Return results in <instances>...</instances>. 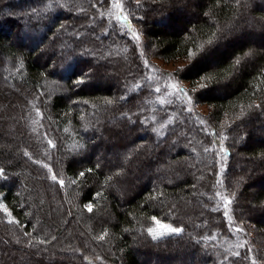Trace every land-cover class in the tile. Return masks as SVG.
<instances>
[{
    "label": "trees",
    "instance_id": "obj_1",
    "mask_svg": "<svg viewBox=\"0 0 264 264\" xmlns=\"http://www.w3.org/2000/svg\"><path fill=\"white\" fill-rule=\"evenodd\" d=\"M137 1L142 54L108 24L110 0H0V264L264 262V0ZM124 61V81L98 71ZM175 76L191 104L167 97ZM152 216L184 231L153 240Z\"/></svg>",
    "mask_w": 264,
    "mask_h": 264
},
{
    "label": "rangeland",
    "instance_id": "obj_2",
    "mask_svg": "<svg viewBox=\"0 0 264 264\" xmlns=\"http://www.w3.org/2000/svg\"><path fill=\"white\" fill-rule=\"evenodd\" d=\"M114 2H115V0H110V6H108V4H107V6H108V8H107V19H108V24L111 26V27H113V28H115L116 30H118L121 34H125V36L126 37H129V38H131V39H133L134 41H132L133 43H131V45H136V47H137V49H138V53L139 54H142V48H143V46H144V44H143V42H145L146 41V39L143 37V32H142V29H141V26H140V23H139V19L137 18V16L135 17L133 14H131V13H129V9L131 10V8H132V6L133 5H138V2L139 1H137V0H119V3L122 5V9H117V8H115L114 6H113V4H114ZM121 11H122V15H121ZM126 13H127V15L131 18V20H132V25H130V24H126L125 22H124V16H126ZM117 17H119V21H118V19H117ZM129 26H131V29H132V31L130 32L129 31ZM128 27V28H127ZM108 29H110V28H107L106 30H108ZM111 30V29H110ZM133 32L136 34V35H138L139 37H140V39L137 41V40H135L134 39V37H133ZM35 36V35H34ZM32 40H31V42H30V44H34L37 40H35V39H37V36H35V38L33 37V38H31ZM15 40H16V38H15ZM35 40V41H34ZM60 43V42H59ZM62 44V45H61ZM130 45V46H131ZM66 46V44L65 43H63V42H61L60 43V45H59V47H58V49L55 51V52H52V54H55L56 52H59V51H61V50H63L64 49V47ZM85 48H87V47H85ZM47 51H49V47L47 48ZM45 52V51H44ZM56 54H58V53H56ZM55 54V55H56ZM44 56V58H45V55H43V53L41 54V56L38 58V62H43L44 61V59L42 58ZM85 62H88L87 60H85ZM150 64L151 65H153L160 73H166V72H171V73H176V71L177 70H182L183 68H184V66L186 65V62H183V61H179V62H175V63H172V64H165V63H163V61H161V60H157V59H150ZM125 63V64H124ZM124 63L123 64H120V65H118V66H109L110 68L111 67H113V69L111 70L110 68H108V66H106L105 68L104 67H101V68H99L98 69V71H100V73H101V75H104V74H106L109 78H110V80H111V82L113 83V84H115V82H114V79H115V77H117V78H119L120 80H122V81H124L123 80V75H125V66L126 65H128V64H130L129 62L127 63V61L125 62L124 61ZM88 65H89V71H93V70H95L96 68H98V67H100L101 65L100 64H98L97 62H90L89 61V63H88ZM96 67V68H95ZM87 68V69H88ZM92 68V69H91ZM104 71V72H103ZM106 82V81H105ZM0 84L2 85V81H1V79H0ZM172 84H176L177 85V88H179V89H185V90H191L192 91V88L190 87V85L187 83V82H185V81H183V80H181V79H178L176 76H175V80L174 81H169V82H167V81H165L164 82V84L163 85H161L162 87H164V89L165 88H168V89H166L169 93H167V97H171V99H176V98H179V99H181V97L183 98L184 97V95H183V93H181V92H178V91H174L172 88H171V85ZM105 85V84H104ZM108 87V86H107ZM131 87V86H130ZM106 88V87H105ZM182 100V99H181ZM0 102H5V101H3V100H0ZM189 109H191V111L193 112V113H197V114H199L201 117H203L204 119L208 116V114H209V109L206 107V106H203V105H200L199 103H196L195 101H194V103L191 105V106H189L188 107ZM21 109V106L20 105H16V107H15V111H14V113H17L19 110ZM17 111V112H16ZM129 125V124H128ZM113 126V125H112ZM111 126V127H112ZM113 128H116V129H120V131H125V128L124 127H113ZM101 144H100V146L98 147V146H96L95 147V150L99 153V154H103L102 156H104L105 154H106V152H112V151H114L113 153H110L109 154V156H111V158H112V156H115V148H112V147H110L111 146V142H108V141H106V140H104L103 142H100ZM216 148L217 147H215L214 146V149H215V151H216ZM109 162V161H108ZM217 163H219V159L217 158ZM220 164V163H219ZM240 171V170H239ZM245 173H242V171L240 172V174H239V176L240 177H242V178H244L245 176ZM247 177V176H246ZM245 177V178H246ZM131 190V185H129V188L128 189H126V192L124 193V195L125 196H130V191ZM251 195H254V192H252L251 191ZM255 238V237H254ZM257 240L259 241V242H261V240H260V238L258 237L257 238ZM257 240H256V242H257ZM257 244H258V242H257ZM62 250V249H61ZM187 249H185V250H183V253L185 252V253H187ZM45 254H46V252H45ZM170 253H168V254H166V256L168 257V256H170V257H168V258H165V260L164 261H162L164 264H177L178 263V258H179V256L177 255L176 256V258L174 257V256H171V255H169ZM46 256H47V258H45V262H44V264H55V260H57V261H66L67 262V260H66V258L64 259V257H60V256H56L55 257V260H54V256L52 255V254H46ZM26 259H28V257H24V256H22V257H20V258H16V261L18 260H20L19 262H22L23 264H35V263H33L30 259H28V260H26ZM70 259H72V260H75L74 258H70Z\"/></svg>",
    "mask_w": 264,
    "mask_h": 264
},
{
    "label": "snow or ice",
    "instance_id": "obj_3",
    "mask_svg": "<svg viewBox=\"0 0 264 264\" xmlns=\"http://www.w3.org/2000/svg\"><path fill=\"white\" fill-rule=\"evenodd\" d=\"M102 6H106V4H102ZM113 6H114L115 8H117V9H122V5L119 3V0H115ZM121 15H122V11H121ZM118 19H119V17H118ZM124 22L127 24V17H124ZM129 31H130V32L132 31L131 26H129ZM133 37H134V39L137 40V41L140 39V37H139L138 35H136L134 32H133ZM212 43H213L212 40H209V41H208V44H209V45H211ZM200 49H201V51H203V50H204V45H201V46H200ZM190 55L195 56L196 53L193 52V53H190ZM239 63H240V62L237 61V64H239ZM145 67H147L146 64H145ZM149 79H150V78H149ZM79 82L82 83V81H79ZM206 86H207V85H205V84L200 85L201 88H204V87H206ZM171 88H172L174 91H178V92L183 93L184 96L187 97V93H184V90H183V89H179V88H177V85H176V84H172V85H171ZM155 91H156L157 93H159V92H160V89H159V88H156ZM187 99H188V103L191 104V103H192L191 98H190V97H187ZM108 103H111V101H108ZM256 107L259 108V107H261V105H256ZM189 111H191V109H189ZM221 138H223V137H222V134H221ZM51 143H52V142L49 141V144H51ZM52 146L55 147L54 144H53ZM221 152H222L223 154L226 155V150L223 148V145H221ZM44 167L47 168L49 172H52V169H51L47 164H45ZM79 174H80L81 176L84 175L83 172H81V173H79ZM51 179H52L53 181H57V174H53L52 177H51ZM58 183H59L60 186H63L64 183H65V181H64L63 179H61V180L58 181ZM216 195H217L218 197H220V199L224 202L225 208H227V206L230 205V204L232 203V201H231L227 196H224V195H222V194L219 193V192L216 193ZM0 200H5L4 194H0ZM0 211H3V212H4L6 215H8V216H11V215H12V213L9 212V209H8V207H7V205H6L5 203H0ZM88 211H89V212L92 211V207H91V205H89V207H88ZM224 215H225V216H228V212L225 211ZM229 219H230V218H229ZM152 221H153V223L155 224V227H149V228L147 229V234H148V236H150L153 240H159V239L164 238L165 236H170V235H173V234H180V233H182V232L184 231V229H182V228H180V227H174V226H173L172 224H170V223L162 222V221H161L160 219H158L156 216H152ZM237 231H242V230H241V229H237ZM240 246H243V245H240ZM236 255L239 256L240 254H239V253H236ZM251 264H257V261H256L255 259H252ZM262 264H264V262H262Z\"/></svg>",
    "mask_w": 264,
    "mask_h": 264
}]
</instances>
